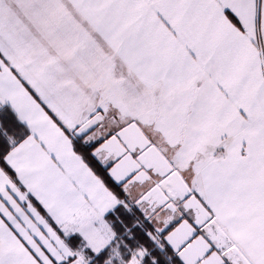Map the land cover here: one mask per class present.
Instances as JSON below:
<instances>
[{
	"label": "snow or ice",
	"instance_id": "6c2138e0",
	"mask_svg": "<svg viewBox=\"0 0 264 264\" xmlns=\"http://www.w3.org/2000/svg\"><path fill=\"white\" fill-rule=\"evenodd\" d=\"M0 264H264V0H0Z\"/></svg>",
	"mask_w": 264,
	"mask_h": 264
}]
</instances>
